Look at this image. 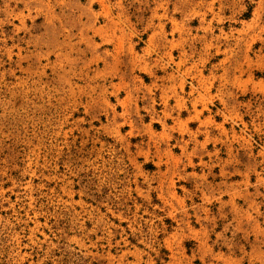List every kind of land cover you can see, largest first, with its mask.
Instances as JSON below:
<instances>
[{"label": "rangeland", "instance_id": "rangeland-1", "mask_svg": "<svg viewBox=\"0 0 264 264\" xmlns=\"http://www.w3.org/2000/svg\"><path fill=\"white\" fill-rule=\"evenodd\" d=\"M0 264H264V0H0Z\"/></svg>", "mask_w": 264, "mask_h": 264}]
</instances>
